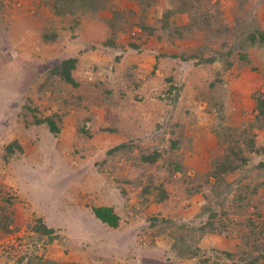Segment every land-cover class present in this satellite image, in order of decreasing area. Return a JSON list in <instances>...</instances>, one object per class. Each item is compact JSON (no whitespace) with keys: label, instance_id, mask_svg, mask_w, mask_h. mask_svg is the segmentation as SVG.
I'll list each match as a JSON object with an SVG mask.
<instances>
[{"label":"rangeland","instance_id":"374dc122","mask_svg":"<svg viewBox=\"0 0 264 264\" xmlns=\"http://www.w3.org/2000/svg\"><path fill=\"white\" fill-rule=\"evenodd\" d=\"M0 1L5 8V13L0 15V190L4 196L10 194L12 202L7 207L0 196V208H6V213L15 221L11 233H0V264H18L19 258L31 255L44 256L60 264H199L202 257L219 264H238V260L229 261L222 253L235 251L241 242V226L234 225L225 237L207 234L198 238L195 232H191L207 221V215L199 217L200 204L204 202L202 195L186 198L183 187L168 185L166 190L172 197L167 205L143 203L139 197L140 189L120 180L133 176L130 167L117 157L112 162H105L107 150L128 140L124 135L103 131L111 120L120 122L128 115L131 125L136 127L132 142L149 147L156 145L166 134L176 113L187 108L189 114H195L196 122L183 128L184 136L189 137L193 144V149L185 152L183 164L187 168V176L208 171L210 153L219 145L212 132L217 116L207 111L204 102L190 99L196 84L190 80L191 72L200 69L207 75L206 68L197 66L192 59L186 62L170 57L178 56L180 50L202 47V37L190 35L169 45L155 37H143L139 41L132 35H121L116 41L118 46L110 48L98 40L111 33L106 25L111 14L100 12L105 31L90 24L87 30L89 38L72 39L62 32L59 41L44 44L38 37L36 25L28 20L36 9L35 5H41L39 2ZM114 1L119 3L120 9L136 11L135 2L131 0ZM215 2L211 0V3ZM167 7L166 0H156L154 11L145 22L156 24L162 10ZM43 8L47 14L46 7ZM219 8L230 23L240 14L232 0H221ZM245 8L249 13L246 16L255 18L264 29V0H249ZM170 21L174 26H184L188 24V15H175ZM133 31L139 32L137 28ZM130 42L137 47H131ZM218 45L215 43L211 48H218ZM164 53L169 57L162 60L155 76L151 77L155 57ZM76 56L81 62L83 80L99 79L113 85L121 80V76L132 73L144 82L137 91L131 87L134 93H129L130 106L125 114L93 107L89 115L91 121L81 122L92 132L86 140L76 139L79 120L86 116H78L74 107L82 108L88 99L81 100L78 106L72 103L63 106L66 116L57 136L45 126L32 125L23 117L24 105H35L44 115L57 110V105H51L48 100L49 94L41 99L38 86L54 66ZM251 58L253 67L224 70L219 63L212 66L222 72L230 88L229 104L222 114L224 126L241 129L254 119L251 97L254 93L264 92V47L251 50ZM164 72L175 78L173 86L179 90L175 92L179 94L177 104L165 102L163 94L168 85L164 82ZM255 134L257 140H264V132L255 131ZM15 142L21 151L15 150L12 156H7L5 147ZM260 162H264L262 157L250 156L245 170ZM262 172L248 174L245 182L250 188L263 181L257 178L259 174L264 176ZM240 175V172L228 175L224 182H234ZM210 182L214 183L213 179ZM123 188L125 195L121 191ZM221 188L224 189L223 184ZM205 190L209 196L210 189ZM251 204L253 208H249L245 216L231 214L230 218L237 223L238 218L241 222L249 213L255 212L260 213L264 220V188L258 189ZM99 206L114 209L120 218L116 229L94 218L91 208ZM213 208L218 213L222 211L216 205ZM228 208L229 204L225 203V209ZM157 218L172 219L174 229L166 226L154 228L150 224ZM220 218L215 220L217 228ZM37 219L54 230L57 237L51 244L46 243V237L39 238L32 233L31 227ZM253 219L259 221L257 217ZM182 236L188 241V247L199 249L198 256L188 259L177 255L172 244ZM27 263L25 259L21 264Z\"/></svg>","mask_w":264,"mask_h":264},{"label":"trees","instance_id":"16d2710c","mask_svg":"<svg viewBox=\"0 0 264 264\" xmlns=\"http://www.w3.org/2000/svg\"><path fill=\"white\" fill-rule=\"evenodd\" d=\"M33 1L39 2L42 7L35 5L36 9L28 20L36 25L38 37L44 44L56 43L61 38L62 32L72 39L89 38L87 30L90 24L105 31V25L99 17L100 12L111 14L110 19L105 20L111 33L107 38L98 40L110 48L118 46L116 41L121 35H132V38L139 41L143 37L146 39L155 37L156 40L169 45H173L175 40L186 39L190 35L202 37L204 41L202 47L189 51L180 50L178 56L170 57L186 62L192 59L196 61L197 66L206 68L207 75L200 69L191 72L190 80L196 84L194 90H191L190 99L197 103L204 102L208 107L207 111L217 116L212 132L216 135L219 145L210 153L208 171L204 174L187 176L183 158L188 149H193L191 147L193 144L189 137L184 136L183 128L189 123L196 122L195 114H189L187 108L176 113L174 121L167 127L166 134L159 138L156 145L149 147H141L132 142L136 127L135 124L131 125L128 115L126 120H120V122L111 120L109 127L104 128L103 131L124 135L128 140L107 150L105 162H112L114 157H117L130 167L133 176L120 180L134 189H140L139 197L143 199V203L167 205L172 197L171 193L166 190L168 185L183 187L184 192H182L185 193L186 198L202 195L205 203L200 204L199 217L207 215V221L195 231L191 229V232H195L198 238L207 234H218L225 237V234H228L237 224L242 227L239 232L241 242L235 247L234 252H221L222 255L229 261L238 260V264H264V220L261 219V214L251 212L241 222L238 218L237 223L236 220L233 221L230 218L231 214L239 217L245 216L249 208H253L252 198L256 196L258 189L264 188L263 174L257 176L263 181L252 188L245 182L249 177L248 174L264 171V162L245 170L250 156L256 155L264 159V140H257L255 134V131L264 132V92L254 93L251 97L255 112L252 123L241 129L224 126L222 124L224 115L222 114L229 104L230 88L222 72L212 67L216 63H219L224 70L254 66L251 50L264 47V29L255 18L246 16L249 15L245 8L249 0H232L240 14L234 17L231 23L219 8L221 0H215V3H211V0H166L169 7L162 10L161 18L156 20V24L145 22L151 11H154L156 0H131L135 2L136 11L120 9L119 3L114 0ZM43 6L48 10L47 14L43 11L45 9ZM4 13L5 8L3 2L0 1V15ZM182 14L188 15V24L174 26L170 19ZM134 28H137L139 32H134ZM229 39H234V41ZM215 43L219 44L218 48H211V45ZM130 46L137 47L134 42H130ZM208 53L210 55L206 56ZM166 57L169 56L165 53L155 57L156 63L151 77L155 76L157 67ZM80 69L81 62L77 56L64 59L54 66L38 88L41 99L43 100L49 94L48 100L51 105L53 103L57 105V110L44 115L37 106L24 105L26 109L23 112L24 120L27 122L29 120V123L35 126H45L51 134L57 136L66 116L63 106L71 105V103L73 106H78L81 100L88 99L82 108L74 107L78 116H86L83 120H79L80 123L78 122L76 139L86 140L91 137L92 132L85 127L86 125H81V122L91 121L89 115L93 107H104L111 113L125 114L130 106L129 93L133 91V88L137 91L144 83L132 73L121 76V80L114 82L113 85L99 79L83 80ZM164 74V82L168 85L163 94L165 102L177 104L179 94L175 92L178 93L179 90L173 86L175 78L169 72H164ZM15 150L21 151L17 142L5 147L7 156H12ZM236 172L241 173L236 181L224 182L226 176ZM177 175L180 176L177 177ZM210 179H213L214 183L210 182ZM222 184L224 189L221 188ZM206 187L210 189L209 196L207 195L208 190H205ZM121 191L124 195L126 194L124 188ZM0 196L7 207L12 204L10 194L4 196L0 190ZM214 199L217 201L213 202ZM225 203L229 204L228 209H225ZM215 205L221 207L220 213L214 210ZM91 211L94 218L102 224L112 229L118 227L120 218L112 207H92ZM6 212V208H0V233L2 234L11 233V226L15 225L12 215ZM253 217H257L259 221ZM218 218L221 220L217 228L215 220ZM35 221L36 223L31 227L32 233L39 238L46 237V243L51 244L57 237L54 230L47 228L39 219ZM152 221L150 225L154 228L166 226L167 229H174L175 226L170 218H157ZM187 242L184 236L177 238L172 244L173 249L177 250L179 257L193 259L198 256L199 249L196 248V251L190 245L188 247ZM25 259L27 264H60L44 256L35 255L21 257L17 263L21 264ZM198 263L219 264L210 262L209 258L205 257L200 258Z\"/></svg>","mask_w":264,"mask_h":264},{"label":"bare ground","instance_id":"6f19581e","mask_svg":"<svg viewBox=\"0 0 264 264\" xmlns=\"http://www.w3.org/2000/svg\"><path fill=\"white\" fill-rule=\"evenodd\" d=\"M96 219V218H95ZM97 220V219H96ZM100 222V221H99Z\"/></svg>","mask_w":264,"mask_h":264}]
</instances>
